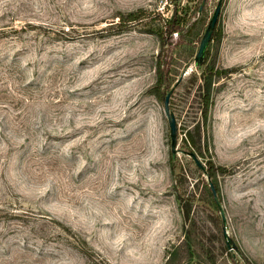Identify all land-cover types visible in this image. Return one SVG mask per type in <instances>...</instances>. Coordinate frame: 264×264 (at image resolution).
<instances>
[{
  "label": "rangeland",
  "instance_id": "rangeland-1",
  "mask_svg": "<svg viewBox=\"0 0 264 264\" xmlns=\"http://www.w3.org/2000/svg\"><path fill=\"white\" fill-rule=\"evenodd\" d=\"M176 2L202 7L165 51L175 178L163 101L148 91L151 17L173 3L0 0V264H264V0H222V37L203 56L225 73L210 84L208 149L195 153L230 170L216 175L224 220L213 179L180 150L202 122L190 75L218 0ZM139 8L150 16L114 33L118 13Z\"/></svg>",
  "mask_w": 264,
  "mask_h": 264
},
{
  "label": "trees",
  "instance_id": "trees-1",
  "mask_svg": "<svg viewBox=\"0 0 264 264\" xmlns=\"http://www.w3.org/2000/svg\"><path fill=\"white\" fill-rule=\"evenodd\" d=\"M170 3H173L170 16L163 17L161 14L157 13L156 15L151 17V19L154 21L158 20L159 25L154 28L152 27L149 30L151 33L157 36L160 44V51L157 55L156 60V80L154 84L148 88V91L162 101L169 91L168 86L166 85L169 73V55L165 54V51H167V48L169 46L168 39H171L172 34L175 33L176 36H178V39L182 40V42H185L187 40V34L189 33L190 29L197 24V14L199 13L198 5L196 6L194 11L188 13L187 7L181 6L176 2V0H170ZM117 16L118 22L116 24V27L114 28V33L118 34L129 30L133 24L142 22L144 19L149 17L150 14L145 9L139 8L127 13L119 12ZM221 37L222 32L217 27V24H215L211 32L209 43L211 41L219 42ZM209 43L205 50V54H208L209 52ZM198 69L200 71L199 77H197L196 72H192L190 75V83L193 84L198 79L202 81V83L198 85L200 97L199 110L202 122L196 123V125L191 128H185L182 143L180 145V150L183 154H185L186 152L195 151L201 154L203 149H208V116L210 107L213 103L210 97V84L214 78H218L223 73H225L222 70L215 69L213 63L206 65L205 59L202 60L201 65L200 67H198ZM169 163L171 173L175 178L179 177L180 173L182 172V166L177 160V156L170 153ZM205 170L206 172L203 173L214 180H212V183L216 191H218L216 184V175H226L230 171L225 166L215 165L212 160L207 161ZM179 198L183 200V214L187 219L189 217L191 201L188 197L185 198L184 195L179 196Z\"/></svg>",
  "mask_w": 264,
  "mask_h": 264
},
{
  "label": "water",
  "instance_id": "water-1",
  "mask_svg": "<svg viewBox=\"0 0 264 264\" xmlns=\"http://www.w3.org/2000/svg\"><path fill=\"white\" fill-rule=\"evenodd\" d=\"M221 4H222V0H218L215 9L213 11V14L209 20V23L204 31V34L200 40L199 46H198V50L196 52L195 55V59H194V63L195 66L199 67L201 65L203 56L205 55V50L207 48V45L209 43L210 37H211V32L212 29L214 28L216 21H217V17L219 15V11L221 8ZM202 5L200 6L199 9H201ZM172 89L165 95L164 100H163V108H164V112H165V116L167 118V123H168V127H169V135H170V153L172 155H175L178 153V148H177V132H178V127H177V123H176V119L175 116L173 114V112L170 110L169 107V98L171 95ZM187 156H189L195 163V165L202 170L203 172H206L205 170V166L202 164V162L199 160L198 156L196 155L195 152H186L185 153ZM208 184H209V188L211 190V193L213 195V198L215 200V203L219 209L220 215L222 220L225 219L224 216V211L221 207L220 201L218 199L217 196V191L215 190L213 184L211 183L210 180H208ZM222 233L224 238H226V244L229 246L231 240L230 238L227 236L225 227H222ZM234 245V244H233Z\"/></svg>",
  "mask_w": 264,
  "mask_h": 264
}]
</instances>
